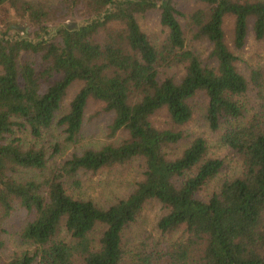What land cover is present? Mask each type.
I'll return each mask as SVG.
<instances>
[{
  "label": "trees",
  "instance_id": "16d2710c",
  "mask_svg": "<svg viewBox=\"0 0 264 264\" xmlns=\"http://www.w3.org/2000/svg\"><path fill=\"white\" fill-rule=\"evenodd\" d=\"M175 1L0 0V10L27 23L22 35L9 23L0 33V233L21 209L28 218L18 239L32 248L0 264H264V69L243 75L235 54L249 27L264 39V0H196L203 8L187 15ZM155 11L164 29L158 46L138 23ZM77 15V24L65 23ZM187 33L208 45L206 58L189 46ZM75 82L82 86L57 118ZM90 100L111 117L110 142L48 170L49 158L79 144ZM195 110L213 132L232 123L222 142L241 162L238 175L205 197L223 162L207 157L201 138L184 143L179 128ZM159 113L168 128L154 126ZM54 128L63 140L56 137L49 157L42 142ZM136 160L141 179L106 207L66 191V182L81 187L80 174ZM23 172L35 177L23 180ZM149 202L164 211L159 237L127 252L124 232Z\"/></svg>",
  "mask_w": 264,
  "mask_h": 264
},
{
  "label": "rangeland",
  "instance_id": "374dc122",
  "mask_svg": "<svg viewBox=\"0 0 264 264\" xmlns=\"http://www.w3.org/2000/svg\"><path fill=\"white\" fill-rule=\"evenodd\" d=\"M175 2L177 9L185 15L203 8V6L196 0H176ZM79 19L81 18L77 15V19H70L65 23L69 26H74V24L79 22ZM179 20L181 24L185 26V20L183 18ZM8 23L11 27H17L16 31L19 32V35H22V31L27 27L25 19L13 15L10 10L3 8L0 10V33L5 31L6 24ZM138 23L142 32L145 33L150 42L158 46L164 36V29L159 25L158 12H151L139 17ZM224 28L226 30L227 42L230 44L232 28V20L230 18L226 20ZM186 38L189 42V46L192 47V49H195L201 58H206L209 52L208 45L203 41H192L190 33H187ZM235 54L239 58V61L236 64L237 70L243 75L248 76L251 69H264V39L257 41L251 27H249L243 49L235 52ZM81 86L82 84L80 82H75L69 86L65 97L62 100L61 109L57 118L68 111L72 98L80 90ZM252 99L254 100V97L252 93H249L247 100H250L252 103ZM101 109L102 104L93 100L88 102L85 109L84 127L81 131L79 144L75 147L66 144L58 156L49 158L47 163L48 170H50L53 165L68 158L75 151L82 149H98L105 143L110 142L106 137V127L110 123L111 117L102 113ZM152 121L156 128L163 129L169 127L165 113H159ZM230 125H232V123L224 124L216 132H213L207 126V123L204 121L200 112L195 110L191 121L185 126L179 128V130L187 137V139L184 140L185 144L194 138H201L206 144L207 157L217 158L223 162V169L219 176L203 190L200 194L201 197H205L216 191L222 181L231 179L241 172V162L238 156L222 142V135ZM58 135L59 140L62 141L63 136H60L59 130L54 128L44 137L42 144L49 157L52 152L51 147L58 141L56 139ZM17 136L23 137L21 134ZM117 138L120 140L124 138V136H117ZM142 166V162L136 160L122 166L104 169L95 175L80 174L78 179L81 181V187L79 189H74L66 182V191L68 194L75 196L76 198L91 200L100 207H106L117 200L126 197L134 189L135 184L142 177ZM46 172L47 170L44 173L46 174ZM31 177H35V174L31 172H23L19 176V178L23 180ZM163 214L164 211L157 202L147 203L143 207L142 212L136 219L135 223L124 232L123 243L125 250L127 252H135L138 244L142 240L147 237H159L156 223ZM27 218L28 216L25 211L17 209L8 219L4 220L2 233H0V240L4 243V247L0 250V263L10 260L13 256L18 255L21 252H32L30 246L22 244L18 239L20 229ZM64 237V234H62V238ZM127 262L128 261L125 263L127 264Z\"/></svg>",
  "mask_w": 264,
  "mask_h": 264
}]
</instances>
